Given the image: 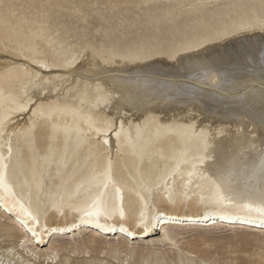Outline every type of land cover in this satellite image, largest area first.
I'll return each instance as SVG.
<instances>
[{
    "label": "bare ground",
    "instance_id": "obj_1",
    "mask_svg": "<svg viewBox=\"0 0 264 264\" xmlns=\"http://www.w3.org/2000/svg\"><path fill=\"white\" fill-rule=\"evenodd\" d=\"M7 46L0 42V53ZM19 50L18 62L17 54L0 56V226L20 239L15 247L28 258L8 247L0 250V264L52 258L38 249L44 237L57 238L77 221L86 232L97 226L133 235L149 220L172 243L168 225L184 222L186 229L233 221L240 229L264 227V14L242 17L172 53L96 49L54 62L30 47ZM47 113L70 132L64 145L70 150L55 155L62 166L86 140L87 151L104 150L107 158L53 200L51 189L50 202L33 204L44 172L31 171L13 185L11 161L16 142ZM120 152L124 173L116 165ZM150 198L158 203L153 209ZM71 202L73 214L64 209ZM52 214L64 221L50 223Z\"/></svg>",
    "mask_w": 264,
    "mask_h": 264
},
{
    "label": "rangeland",
    "instance_id": "obj_2",
    "mask_svg": "<svg viewBox=\"0 0 264 264\" xmlns=\"http://www.w3.org/2000/svg\"><path fill=\"white\" fill-rule=\"evenodd\" d=\"M263 14L264 0H0V42L8 45L2 53L17 54V62L22 58L19 49L24 52L29 47L39 57L54 62L71 53L80 55L96 49L172 53L178 45L200 36L220 34L224 26L242 17ZM35 123L16 142L17 153L11 161L13 185L22 175L29 178L31 171L44 172L40 193L32 196L31 203L50 202L60 188L64 193L77 176L102 169L107 153L87 151L88 140L77 149L80 153L73 151L66 166H62L55 155L63 148L70 150V146H64L70 132L53 114L42 115ZM71 140L72 146L79 142L78 136ZM123 155L118 154L116 165L124 173L126 167L120 161ZM161 165L158 160V166ZM57 171L72 178L59 182ZM51 189L56 191L49 200ZM136 196L140 197L141 192ZM154 203L155 198H150L149 209H153ZM72 206L73 202L65 204L64 209L71 207L73 214ZM72 218L70 214L68 219ZM47 221L64 220L61 214H52ZM233 222L221 228L209 227L213 223L193 224L191 229L184 227L185 222L168 225L166 232L175 240L172 243L162 240L160 226L152 227L149 220L143 227L138 223L135 226L138 231L145 228L133 235L119 230L107 232L97 226L86 232L82 222L77 221L76 226L57 238L51 233L44 237L45 243L38 249L47 251L52 258L31 261L34 264H264V227L261 231L240 229ZM6 231L0 226V250L20 248V245L15 247L21 243L20 239L12 238ZM95 231L102 234L96 236ZM17 251L22 259L28 258L24 250ZM17 260L22 264L20 258Z\"/></svg>",
    "mask_w": 264,
    "mask_h": 264
},
{
    "label": "snow or ice",
    "instance_id": "obj_3",
    "mask_svg": "<svg viewBox=\"0 0 264 264\" xmlns=\"http://www.w3.org/2000/svg\"><path fill=\"white\" fill-rule=\"evenodd\" d=\"M261 165H262V168H264V158H262L261 160Z\"/></svg>",
    "mask_w": 264,
    "mask_h": 264
}]
</instances>
